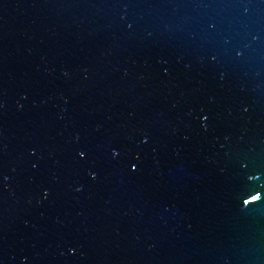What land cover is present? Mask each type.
Here are the masks:
<instances>
[{"label":"water","instance_id":"1","mask_svg":"<svg viewBox=\"0 0 264 264\" xmlns=\"http://www.w3.org/2000/svg\"><path fill=\"white\" fill-rule=\"evenodd\" d=\"M0 264H264V0H0Z\"/></svg>","mask_w":264,"mask_h":264}]
</instances>
